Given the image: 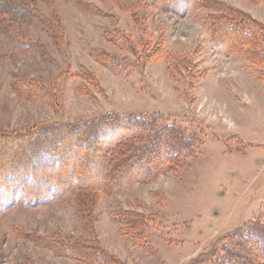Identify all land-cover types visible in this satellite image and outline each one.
Segmentation results:
<instances>
[{"label": "rangeland", "instance_id": "374dc122", "mask_svg": "<svg viewBox=\"0 0 264 264\" xmlns=\"http://www.w3.org/2000/svg\"><path fill=\"white\" fill-rule=\"evenodd\" d=\"M28 1L47 24L6 21L13 41L29 45L0 46V133L111 111L159 113L196 143L155 177L99 195L86 212L75 189L42 203L14 201L0 211V264H90L61 254L54 241L98 248L122 264H193L220 252L227 232L252 219L264 224V57L252 64L216 52L203 22L208 10L198 5L132 13L88 0L99 10L90 13L73 0ZM218 1L264 26V3ZM155 47L165 54L149 55ZM95 50L133 67L114 72ZM125 212L140 221L120 225Z\"/></svg>", "mask_w": 264, "mask_h": 264}, {"label": "trees", "instance_id": "16d2710c", "mask_svg": "<svg viewBox=\"0 0 264 264\" xmlns=\"http://www.w3.org/2000/svg\"><path fill=\"white\" fill-rule=\"evenodd\" d=\"M77 7L99 13L93 2L73 0ZM108 1L121 10L134 12L141 6L183 13L192 5L208 11L203 22L212 36L213 48L225 54H240L245 62L256 64L264 57L259 51L264 26L239 9L218 0H99ZM252 4L264 0H247ZM31 1L0 0V46L24 47L25 41H13L6 31L10 23L44 26L34 18ZM182 11V12H181ZM6 21L8 24H6ZM34 21V22H33ZM40 26V27H41ZM47 25L45 30H49ZM12 40V41H11ZM29 45V44H26ZM4 46V47H3ZM160 52V53H158ZM152 53V54H151ZM165 54L152 48L149 55ZM94 59L114 72L124 71L133 64L126 58L105 50L93 51ZM78 73H72L77 75ZM28 87H31L27 83ZM40 89V87H38ZM29 92L31 90H28ZM48 98V97H47ZM49 100L51 98L49 97ZM159 113L108 112L74 123H44L24 130L0 133V211L14 201L42 203L56 194L75 189L80 211L86 212L99 195L111 193L131 183L151 179L161 172L163 163L177 162L194 150L196 138L176 123H166ZM194 144H193V143ZM13 150L10 148L13 147ZM10 157L5 152L10 151ZM5 156V157H4ZM4 157V158H3ZM120 225L131 227L138 214L125 212L116 217ZM148 218L142 220L145 225ZM57 251L67 257L90 264H122L115 257L92 246L70 245L54 241ZM59 249V250H58ZM202 256V255H201ZM93 260V262H89ZM95 260V262H94ZM264 264V224L250 220L223 236L220 252L196 257L193 264Z\"/></svg>", "mask_w": 264, "mask_h": 264}, {"label": "crops", "instance_id": "0c3cea01", "mask_svg": "<svg viewBox=\"0 0 264 264\" xmlns=\"http://www.w3.org/2000/svg\"><path fill=\"white\" fill-rule=\"evenodd\" d=\"M255 18V17H254ZM256 19V18H255Z\"/></svg>", "mask_w": 264, "mask_h": 264}]
</instances>
